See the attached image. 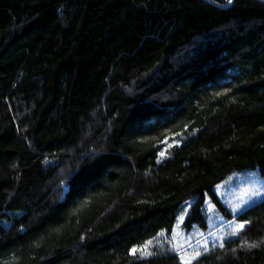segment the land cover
<instances>
[{
	"label": "trees",
	"instance_id": "16d2710c",
	"mask_svg": "<svg viewBox=\"0 0 264 264\" xmlns=\"http://www.w3.org/2000/svg\"><path fill=\"white\" fill-rule=\"evenodd\" d=\"M255 169L264 1L0 0V264H264L215 191ZM208 197L244 228L185 263Z\"/></svg>",
	"mask_w": 264,
	"mask_h": 264
},
{
	"label": "rangeland",
	"instance_id": "374dc122",
	"mask_svg": "<svg viewBox=\"0 0 264 264\" xmlns=\"http://www.w3.org/2000/svg\"><path fill=\"white\" fill-rule=\"evenodd\" d=\"M215 191L229 214L237 216L264 200V175H261L257 169L235 172L218 184ZM194 201L193 198L185 204L184 211L177 217L171 233L163 232L185 263H192L204 250L215 244L222 245L244 228H238L244 223L236 218L231 220L211 197L207 198L204 209L207 228L185 227L184 224Z\"/></svg>",
	"mask_w": 264,
	"mask_h": 264
},
{
	"label": "water",
	"instance_id": "95a60500",
	"mask_svg": "<svg viewBox=\"0 0 264 264\" xmlns=\"http://www.w3.org/2000/svg\"><path fill=\"white\" fill-rule=\"evenodd\" d=\"M204 1H206L208 3H211V4L215 5V6H219L221 8H228V7H231L232 4H233V0H231V3L229 5H227V6H222L219 3L215 2L214 0H204ZM261 1H264V0H261Z\"/></svg>",
	"mask_w": 264,
	"mask_h": 264
},
{
	"label": "snow or ice",
	"instance_id": "6c2138e0",
	"mask_svg": "<svg viewBox=\"0 0 264 264\" xmlns=\"http://www.w3.org/2000/svg\"><path fill=\"white\" fill-rule=\"evenodd\" d=\"M229 3H231V0H228ZM244 227L243 224L239 225L238 228L242 229ZM143 251V250H142ZM132 252L135 253L136 249H132Z\"/></svg>",
	"mask_w": 264,
	"mask_h": 264
}]
</instances>
